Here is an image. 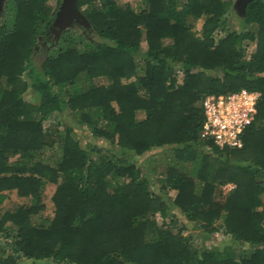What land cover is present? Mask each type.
Returning a JSON list of instances; mask_svg holds the SVG:
<instances>
[{
	"label": "trees",
	"instance_id": "trees-1",
	"mask_svg": "<svg viewBox=\"0 0 264 264\" xmlns=\"http://www.w3.org/2000/svg\"><path fill=\"white\" fill-rule=\"evenodd\" d=\"M47 1L9 0L0 23V200H31L0 213V264H264V0L239 28L232 0H78L102 38L64 28L38 68ZM242 87L260 92L256 120L221 146L202 101ZM159 147L164 169L144 168Z\"/></svg>",
	"mask_w": 264,
	"mask_h": 264
},
{
	"label": "rangeland",
	"instance_id": "rangeland-1",
	"mask_svg": "<svg viewBox=\"0 0 264 264\" xmlns=\"http://www.w3.org/2000/svg\"><path fill=\"white\" fill-rule=\"evenodd\" d=\"M119 1H120L119 3L121 6H124L126 4H131L134 7L139 8L142 5L141 0H119ZM57 2L58 0H48L47 4H49V6H51L52 8H56L58 6ZM4 3H5V0L0 2V8H1L0 9V23H3L5 19V15L7 13L6 12L7 3L5 6L3 5ZM242 15H243V10L241 6L237 4V0H232L231 9L228 15L229 27L231 28L241 27L240 20H241ZM190 22L194 24L195 32L197 31L199 33L202 29L203 19L202 18H197V19L192 18ZM55 25L58 26L59 28H57ZM64 28L65 29L69 28L70 31H74L77 34H82L84 37H87L90 40L93 39L95 36L97 40L102 38L95 34L91 23H85V22L81 23L79 20L74 19L71 21V23H69L66 27H63V28H60L59 23H55L53 24L52 28L49 27V31H46L45 33L40 34L37 37V42L35 44V48H34L32 56H33L34 63L38 68L42 67V63L45 60V57L49 55L52 52V49H54V47L58 44L61 34L64 31ZM147 45H148L147 41L144 40L143 47L146 48ZM243 45H244L245 52L247 53V55H250L256 49V42L254 40L246 39ZM96 81L104 82L106 81V78L98 77ZM36 97H37V94L35 92H32L31 89L26 92V98L28 101L34 102L35 100H37ZM139 115L142 116V113H140ZM49 123L50 121H47L46 126ZM77 134L83 142H86L88 140V138L85 136L81 128L77 129ZM159 148H153L152 151L144 154L140 158V159H145L144 168L148 169V167L153 168L154 166H157L158 170L160 171L164 169V164L166 162L165 155H163L162 149L160 148L161 149L160 150ZM56 151H58V149L55 150V152ZM48 153H51L50 149L48 150ZM233 185L234 184L232 182L227 183L226 185L223 186L224 191L227 192ZM55 188H56V184L49 182L45 185V188L43 190V202L46 203V206L41 211V213L45 217H51L54 214L55 206H54V202L52 199V195L54 193ZM5 192H6L5 198L0 200V213L1 212L3 213L5 210L9 208L15 209L22 203L31 202L30 197L28 196L22 197L18 195L16 189L5 190ZM158 216L162 219L160 214ZM34 217L37 218V216H34ZM188 232L189 231H186V233ZM226 237L221 232H218L216 233V236L211 241L207 240L206 242H208V245L209 244L217 245L221 243L222 241H225Z\"/></svg>",
	"mask_w": 264,
	"mask_h": 264
},
{
	"label": "built area",
	"instance_id": "built-area-1",
	"mask_svg": "<svg viewBox=\"0 0 264 264\" xmlns=\"http://www.w3.org/2000/svg\"><path fill=\"white\" fill-rule=\"evenodd\" d=\"M259 98V91L247 87L206 95L203 134L221 146H241L246 130L256 120Z\"/></svg>",
	"mask_w": 264,
	"mask_h": 264
},
{
	"label": "water",
	"instance_id": "water-1",
	"mask_svg": "<svg viewBox=\"0 0 264 264\" xmlns=\"http://www.w3.org/2000/svg\"><path fill=\"white\" fill-rule=\"evenodd\" d=\"M3 0H0L2 2ZM250 0H237V4L241 6L243 13L245 10L246 4ZM78 0H62L57 10L55 17V23L60 24V28L66 27L72 20H79L81 23H90L88 18L82 13L80 8L77 6ZM54 23V24H55Z\"/></svg>",
	"mask_w": 264,
	"mask_h": 264
},
{
	"label": "flooded vegetation",
	"instance_id": "flooded-vegetation-1",
	"mask_svg": "<svg viewBox=\"0 0 264 264\" xmlns=\"http://www.w3.org/2000/svg\"><path fill=\"white\" fill-rule=\"evenodd\" d=\"M8 1H9V0H5V3H4L3 5L5 6V5H6V3H8ZM60 4H61V3H60ZM60 4H59V5H60ZM57 5H58V2H57ZM56 8H58V9H59V6H57ZM0 9H1V8H0ZM58 9H57V10H58ZM55 26H56V25H55ZM50 27L52 28V27H53V25H51ZM56 27H57V28H59L58 26H56Z\"/></svg>",
	"mask_w": 264,
	"mask_h": 264
}]
</instances>
